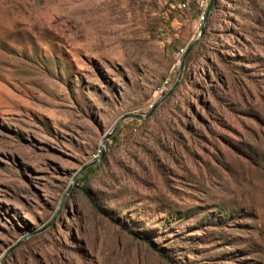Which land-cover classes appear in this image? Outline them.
Here are the masks:
<instances>
[{
  "label": "rangeland",
  "instance_id": "rangeland-1",
  "mask_svg": "<svg viewBox=\"0 0 264 264\" xmlns=\"http://www.w3.org/2000/svg\"><path fill=\"white\" fill-rule=\"evenodd\" d=\"M207 1L0 0V264H264V0H218L109 136Z\"/></svg>",
  "mask_w": 264,
  "mask_h": 264
},
{
  "label": "water",
  "instance_id": "water-1",
  "mask_svg": "<svg viewBox=\"0 0 264 264\" xmlns=\"http://www.w3.org/2000/svg\"><path fill=\"white\" fill-rule=\"evenodd\" d=\"M215 2H216V0H209L208 8H207V10H206V12H205V20H204V22H203L202 25H201L199 35H198V37H197V39H196L195 41H193L190 45H188V46L186 47L185 52H184V54H183V57H182V59H181V61H180L181 63H180V69H179L178 76H177L175 82L173 83L172 87L170 88V90L164 95V97H163V98H162V99H161V100H160V101L154 106V108H153L148 114H146V115H138V114H133V113H131V114H124V115H122V116L116 121L115 126H114V128H113V131H112V133H111L109 136H111V135L116 131V129L119 127V125H120L123 121H125V120H127V119H141V120H144V119L148 118V117L151 115V113L153 112V110H154V109H155V108H156L161 102H163L167 97H169V96L175 91V89L178 87V85H179V83H180V81H181V79H182L185 60H186L188 54L191 52V50H192V49H193V48H194V47L200 42V40L202 39V37H203V35H204V33H205L207 19H208L210 13H211V10H212V8H213ZM108 138H109V137H108ZM103 155H104V150H103L102 153H101V158H102ZM99 160H100V159H99ZM99 160H96V161L90 163V164L88 165V167L94 165V164H95L96 162H98Z\"/></svg>",
  "mask_w": 264,
  "mask_h": 264
},
{
  "label": "built area",
  "instance_id": "built-area-1",
  "mask_svg": "<svg viewBox=\"0 0 264 264\" xmlns=\"http://www.w3.org/2000/svg\"><path fill=\"white\" fill-rule=\"evenodd\" d=\"M208 4H209V0L207 1V4H205V8L203 9V11L201 12V14H200V18H199V27L202 25V23L204 22V20H205V12H206V10H207V8H208ZM186 5H187V2L185 1V2H183L179 7L180 8H182V9H184V8H186ZM186 49V48H185ZM185 49L184 50H181L180 51V53H178L177 54V63L179 64L180 63V61H181V59H182V57H183V54H184V52H185Z\"/></svg>",
  "mask_w": 264,
  "mask_h": 264
},
{
  "label": "trees",
  "instance_id": "trees-1",
  "mask_svg": "<svg viewBox=\"0 0 264 264\" xmlns=\"http://www.w3.org/2000/svg\"><path fill=\"white\" fill-rule=\"evenodd\" d=\"M217 9H218V0H216L214 6H213V8H212V11H211V13H210V15H209V17H208V19H207V22H206V28L209 27V24H210V22H211V18H212V16L214 15V12H215ZM204 35H205V33H204ZM204 35H203V36H204ZM200 43H201V40H200V42L195 46V48H197V47L200 45ZM195 48H194V49H195ZM193 52H194V50L192 49L191 52L188 54V56H187V58H186V61L188 60V58L191 56V54H192ZM83 191H84V189H83ZM161 256L165 258L164 255H161Z\"/></svg>",
  "mask_w": 264,
  "mask_h": 264
}]
</instances>
